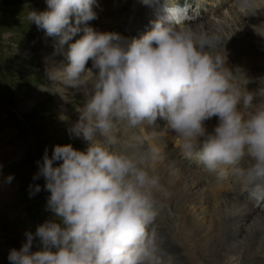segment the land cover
Returning a JSON list of instances; mask_svg holds the SVG:
<instances>
[{"label": "clouds", "instance_id": "obj_1", "mask_svg": "<svg viewBox=\"0 0 264 264\" xmlns=\"http://www.w3.org/2000/svg\"><path fill=\"white\" fill-rule=\"evenodd\" d=\"M46 3L48 10H31L27 19L57 38L59 50L67 45L62 82L88 89L69 133L88 143L84 150L55 145L51 157L45 149L33 179L44 178L53 217L35 233L25 232L21 248L9 252L11 264H165L156 228L171 196L156 170L162 149L135 131L122 138V127L137 130L163 120L183 159L218 182L234 174L252 194L264 196V76L236 80L219 34L164 17L126 40L89 26L97 19V0ZM239 4L251 8V0ZM170 10L164 0L165 16ZM214 117L209 131L206 122ZM30 188V195L41 191L38 184Z\"/></svg>", "mask_w": 264, "mask_h": 264}, {"label": "rangeland", "instance_id": "obj_2", "mask_svg": "<svg viewBox=\"0 0 264 264\" xmlns=\"http://www.w3.org/2000/svg\"><path fill=\"white\" fill-rule=\"evenodd\" d=\"M38 2L46 1L0 0V37L4 40V43H0V55L4 58L6 63L5 68L0 72V168H2V171H0V184H4L9 188H0L7 192L6 200L2 201L6 211L0 207V264H11L8 260L9 254L2 258V255L7 253L6 247L9 248V251L15 244H17L16 249L18 250L21 247V240L22 237L25 236V232L31 231V227L33 226V223H31V217H34L31 210H34V205L38 204L40 195L43 192V186L38 183L37 179H33L34 175L31 170L35 167V165L31 159L35 158L28 155L29 152H27V143L24 142L22 136L19 134L20 126L23 128L31 127L34 129V133L39 134L43 142L44 153L45 149H47L49 157H51L55 145L72 144L75 149L84 150L88 143L86 141H82V139L70 137L69 133L72 121L71 119L74 115L77 116V109H80L84 104L85 99L87 98L88 89H73L66 87L65 85L61 87V85L58 84L62 82V77L58 78L53 76V79L46 77L45 73L47 65L43 62L42 53L46 52V48H48V46L53 49L56 48L57 38L48 37L44 34L41 35V33L36 34L34 29L35 23H30V21L26 19L29 12L33 10V7H35ZM245 11H247V8L241 7L239 3L235 6V4L233 5L231 2L230 5L223 8L220 14L217 13V15H215L216 13H213L208 20L203 21V24H206L209 27L206 29L210 32L219 34L224 41L233 40L236 48L230 50L231 54L234 55L229 57L241 58L238 59L237 62L244 60L243 67L247 62L249 65L260 64L264 66V30L259 34L256 33L257 30H254V34H245V36H243L244 34L241 35L239 33L241 30L239 23L234 24V16L236 14L243 15L245 23H252L251 17L244 14ZM99 15H101V13L98 11V16ZM189 26L197 31H203V29H205V27H200L197 24H191ZM248 35L252 38L249 39ZM80 36V34H77L78 38ZM45 39L46 41H44ZM236 41L239 42L236 43ZM64 47L65 49L62 51L66 52L67 45ZM65 58L66 57L62 58L63 62H65ZM228 67L234 72L235 76V72H237V70L232 69L230 66ZM245 72L249 73L248 75H251L250 77L247 76L248 78H251L252 75L255 76L256 74L255 67L253 66L245 69ZM257 74L264 76V69L259 67ZM247 77H245L246 79L240 81L241 79L235 76L236 80L242 84L244 83V80H247ZM248 87L255 88L256 85L249 84ZM68 114L69 116L61 121L60 118ZM161 121L162 122H160L158 126H154V130L159 132V134H156V138L158 140L165 139L164 134L160 133L167 131V129L163 127L164 121ZM217 122V118L215 117L207 121L206 125L208 130L211 131L214 124L216 125ZM145 126L141 129L148 131L150 129L149 127L152 125L149 127ZM123 130H127L129 135H131V130L127 127H123ZM137 132L141 133V130L137 129ZM168 134L169 136H166L175 140L172 143L169 142V144H166V148H163L162 145L159 147L162 149V152L163 150H168L169 148V150L174 149L175 152H173V158L179 160L181 158L176 157L180 153L178 139L171 131H169ZM151 144L155 143L151 142ZM175 153H177V155H175ZM162 162V164H167L163 161V159ZM195 163L197 164V162ZM160 167V163L156 165V168ZM198 172L200 171H195V173L199 175ZM27 174H31L32 181L27 180ZM9 175L14 176L11 183L7 181V177ZM185 178L187 179L188 184H186V189H184V185L182 184L183 187H181L179 197L182 202L183 199L186 198L183 203V205H185L184 212H186V214H190L188 208L190 207L191 209L192 207L188 204V201L194 197V194L190 193V190L196 192L198 191L197 188H190L189 190L190 179L186 177V175ZM34 181H36V184L33 183ZM37 184L40 185L41 191L35 195H30L32 191L30 186L34 187ZM205 189L208 188L205 187ZM222 190L223 192H219V194L226 192V186H224ZM209 194L211 195V199L213 201L216 200L215 197H212L214 196L213 190H211V193L209 192ZM0 195L4 196V194ZM43 198L47 200V196L43 195ZM14 201L16 203L19 202L20 205L13 204ZM21 201H23L24 204H22ZM178 204L179 202H173V205L169 207L168 204L164 202V211L159 216L160 226L156 227L158 236L162 238L161 247L164 250L163 253L165 252V264H215L213 261L214 255L210 252V250H206L207 252H205L199 250L195 245H189L188 242V245L184 244L186 243L184 239L185 235L182 232V229H180L183 226L181 220L182 214L179 211ZM210 204L212 206L214 203ZM44 206L46 207V204L41 202L40 207ZM196 209L200 211H207V207L205 205L203 206L201 203L196 205ZM250 210L252 211V209ZM52 217V213L49 217L44 216L41 220V224L45 220L51 219ZM191 217L194 219L193 216ZM208 217V215L205 216V222ZM216 220L218 223L225 222L228 227L233 223L237 224L239 222V219L233 218L231 220L229 219L227 224L226 219L222 214H220ZM251 220L252 219L242 221L243 224L246 222V226L242 227L243 232L240 230L235 233V239L228 241L226 239H229V237H224L225 239H223V241L228 242V244L230 243L227 248L231 251V248L235 246L233 249H236L237 247L238 252L234 255V252H230L232 254L230 255V253L228 254L227 251H225V262L223 264H241L240 258L244 253L243 237L249 229L247 225H249ZM179 223L181 224L179 225ZM157 224L158 221H156V226ZM216 234L219 235L221 233L217 231ZM172 238L175 245L172 244V242H169ZM211 240L213 239L211 238ZM256 243H258V241L255 242V244ZM179 247H185L189 250L191 248L190 251L193 254L192 262L187 260L183 252H180L181 248ZM242 250L243 252H241ZM249 254L248 250H246L245 255L249 256ZM170 255L173 256L171 257ZM259 261L264 264L263 255H261V259H259Z\"/></svg>", "mask_w": 264, "mask_h": 264}, {"label": "bare ground", "instance_id": "obj_3", "mask_svg": "<svg viewBox=\"0 0 264 264\" xmlns=\"http://www.w3.org/2000/svg\"><path fill=\"white\" fill-rule=\"evenodd\" d=\"M42 1H46V0H42ZM173 1L174 0H169V4H171ZM209 1L211 3L212 7H213V4H216V6H217L216 11H218L219 13L223 10L224 7L230 5L231 2L233 5L235 4V6L239 3V0H223V1L222 0H209ZM129 2H130V0H97L98 6H94L93 10L97 13V16H98V11L101 13V15H99L97 17V19L90 21L89 26L93 27L95 30L100 31V32H115V33H118L121 37H123L120 34V32L118 31V28L121 25V23L124 22V20L126 19L128 13L130 11ZM196 3H197L196 7L202 8V10H203L204 2L202 0H196ZM46 5H47L46 2H38L35 5L36 8L33 7V10L36 12L46 11V10H48ZM211 6L209 7V9L206 8L210 12V15L212 14V12H211L212 7ZM202 10L200 12L199 18L203 15ZM244 14H247L249 17H251L252 23H249V22L245 23V21L243 19V15L236 14L234 16V21H235L234 24L239 23L240 28H241L239 33L241 35L242 34H244L243 36H245V34L252 35V34H254V30H257L256 33L259 34L264 30V0H251V8L250 9L247 8V11H245ZM201 20H202V18H201ZM197 25H199L200 27L202 26L203 28L205 27V29H203L204 32L212 33L206 29L209 27L206 24H203V21ZM187 26H189V25H187ZM34 29L36 31V34L41 33V35H43V34L45 35L44 30L39 29L35 24H34ZM79 34L83 35L82 32ZM251 38L252 37L249 36V39H251ZM75 39H79V38L77 36L74 37V39L72 41H70V43L75 42ZM44 41H46V39ZM237 42H239V41H236V43ZM224 43H225V51H227L226 52V54H227V66H230V62L234 60L233 57H229V56H231L230 50H233L234 48H236L234 45L235 43H233V40L232 41H224ZM63 49H65V47ZM63 51L59 50L58 46H56V48H54V49L50 48V46H48V48H46V52L42 53L43 62L47 65L46 73H45L46 77L49 78L50 74L52 77L53 76L58 77V78L62 77L61 73L59 72V69L63 64L67 63V60H65V62H63V60H62V58L65 57V55L63 54L64 53ZM219 51H221L222 53L224 52L223 44L221 45ZM236 58H239V57H236ZM87 67L91 68V61H89ZM235 76L239 77L241 79L240 81H242L243 79H246L245 77H247V76L250 77L251 75H247L245 71L240 69L239 71L235 72ZM252 77H261V76L259 74H255V76L252 75ZM244 82H246V80H244ZM58 85H61V87H63L64 84H63V82H61ZM67 92H68V90H67ZM68 116H69V114L62 116L60 118L61 121L66 119ZM78 118H79V113H77V116H75V115L73 116V118L71 119L72 121L70 120L71 125L74 124ZM160 122H162V121L157 120L156 126H158ZM63 126H65V125H63ZM149 126H151V125H149ZM214 126H215V124H214ZM151 127H152V129H151ZM151 127H149L150 129L148 131H144L143 129H141L147 135V137L149 139L154 138V135H156L158 133L157 131L154 130V126H151ZM163 133H166V135L169 136V134H168L169 130H167ZM120 136L122 138H126L127 136H129V133L127 130H123V127H122L121 131H120ZM79 139H82V138H79ZM82 141H84V140L82 139ZM178 144H179V140H178ZM173 150H168V152H162V157H163L162 159L167 164H162L163 162L161 160L159 162L161 167L156 168V170L158 171L159 175L161 176L162 183L166 186L168 191L171 193L170 198L167 200H164V202L167 203L169 207L173 205V202H179L178 207H179L180 213L182 214L181 220H182V225H183L180 229H182V232L185 235L184 239L186 242L184 244L188 245V243H189V245H195L199 250L205 251V252H207L206 250H210V252L214 255V258H213L214 263L215 264H223L225 262L224 261L225 253H226L225 251H227L228 254L230 252L231 253L234 252L233 255L237 254V252H238L237 247H236V249H233L235 246L233 248H231V251L227 248V246L230 243L228 244V242L223 241V239H225L224 237L228 236L229 239H226L228 241L235 239L234 238L235 233L240 231V230H241V232H243L242 227L246 226L245 225L246 222H245V224H243L242 221H244V220L247 221L249 219H252L251 222H249V225H247V227L249 229H248L246 235L243 237L244 253L242 254V256L244 257L245 260L241 256L240 261H241V264H262V262L259 261V259H261V255L264 256V236H262V235H264V232H263L264 231V217L257 216L258 210L253 205H250L249 210H247L245 207H243L240 204H238L237 202H235V200L232 199L229 194L217 193L216 191L220 190V186H218V185L214 186V184H213L214 176L213 175H210L208 173L201 174L203 172L197 168V166L199 167V164L198 163L196 164L195 161H194L195 164L194 163L191 164L188 162L190 160H187L188 163L185 162V164H186L185 165L182 159L177 160V159L173 158L174 157L173 152H175V150L174 151ZM175 155H177V153H175ZM178 155L176 156L177 158H179ZM189 164L194 168H192V167L189 168V166H190ZM187 165H189V166H187ZM199 168H201V167H199ZM197 170L200 171V172H198L199 175L195 173V171H197ZM185 175H186V177H188L190 179L189 190H190V188H195V189L197 188V191H198V192H196V191L190 190V193L194 194V197L190 201H188V204L192 207L191 209H190V207L188 208L190 214H186V212H184L185 205H183V203L186 200V198H184L183 202H182L180 200L181 198L179 197V194L181 193V187H183V185H184V189H186V184H188V181L185 178ZM207 184L212 186V190H213V194H214V196H212V197H215V199H216L214 201L211 199V195L209 194V190L205 189V187H207ZM241 187L242 188L243 187L248 188L245 181L242 182ZM198 203H201L203 206L205 205L207 207V211H200V210L196 209V205ZM210 203H214V204L211 206ZM13 204H16V203H13ZM250 209H252V211ZM220 214L224 215V218L226 219L227 224H228V220L229 219L231 220L233 218L239 219V222L237 224L233 223L229 227L225 224V222H221L220 220L219 221L221 223H218L216 219L220 216ZM206 215H208L209 217H208L207 221L205 222V216ZM191 216H193L194 219ZM249 217H251V218H249ZM157 221H158V224L156 227L160 226L159 225V223H160L159 217H158ZM232 221H234V220H232ZM236 221H238V220H236ZM180 224L181 223H179V225ZM164 225H166V224H164ZM217 231H219L221 234L217 235L216 234ZM211 238L213 240H211ZM235 241H237V240H235ZM257 241H258V243L255 244V242H257ZM169 242L170 243L172 242V244H174L173 238L171 240H169ZM167 244H168V242H167ZM231 245H232V243H231ZM179 248H181L180 252L184 253L187 260L192 262L193 254L190 251L191 248H190V250L186 249L185 247H179ZM162 250H163V248H162ZM243 250L241 252H243ZM246 250H248V252L250 253L249 256L245 255ZM231 253H230V255H232ZM164 254H165V252H164Z\"/></svg>", "mask_w": 264, "mask_h": 264}]
</instances>
